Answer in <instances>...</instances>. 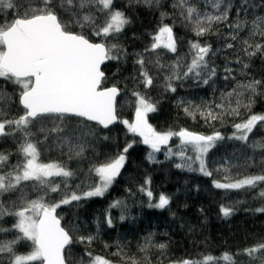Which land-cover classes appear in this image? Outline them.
Segmentation results:
<instances>
[{"label":"trees","instance_id":"trees-1","mask_svg":"<svg viewBox=\"0 0 264 264\" xmlns=\"http://www.w3.org/2000/svg\"><path fill=\"white\" fill-rule=\"evenodd\" d=\"M213 3L214 0H187L201 16L227 13V19L212 21L210 25L205 21L208 30L201 36L196 35L193 24L185 18V9L178 6V0H152L150 4L144 0H113V8L123 12L130 22L121 32L108 37L92 35L87 27L72 29L83 31L92 42L116 45L112 55L118 58L108 60L103 66L105 78L101 87L115 86L119 96L118 119L112 127L103 130L78 118L69 122L70 127L76 128L79 120L93 130V135L81 141L84 150L80 156L70 153L67 147L62 148L52 137L45 141L44 135L37 131L39 122L31 127L34 135L30 139L39 142V162L58 163L73 173L68 178H50L60 185V190L49 192L45 201L57 203L73 193L82 196L56 209L62 227L73 240L68 264H81V261L88 264L87 253L105 258L110 264H181L205 256L214 258L212 264H264V250L252 255L245 251L264 244V211H258L264 209V196H261L264 181L239 189L214 185V181L233 183L264 175V148L253 147L256 142L264 143V122L257 124L247 142L231 138L236 133L235 124L252 115H264V0H222L219 8ZM95 15L97 23L103 24L104 14ZM3 19L4 14H0V20ZM237 24L240 26L236 27ZM164 25L172 28L176 52L164 48L146 52L153 36ZM191 42L210 46L206 61L209 70L215 69V75L207 84L204 83L207 71H202L199 77L194 74L184 77L183 67L179 79H166L173 76L171 66L178 59L191 62ZM256 45L262 46L260 51ZM141 57L145 62L143 70L153 80L147 88L141 65L137 63ZM254 81L260 82L254 91L240 87ZM169 83L175 91L168 88ZM0 91L11 97L6 104L0 101L7 118L22 115L20 87L0 77ZM133 93L149 98L156 106L155 112L147 114V120L157 132L176 133L185 129L204 136L220 134L222 139L203 156L211 176L199 171L196 153L190 146L181 145L176 135L170 146L154 152L152 161L148 159L152 149L120 122L135 118ZM233 108H238V114L232 113ZM209 111L217 114V118H207ZM46 126L51 127V123ZM23 142L22 132L0 137V153L8 156L0 172L7 173L23 161L18 151ZM129 144L132 146L124 153L125 163L111 186L101 196L83 198V193L99 182L94 172L90 175V170L116 158ZM181 150H184L183 158L178 154ZM177 164L183 166L178 168ZM189 165L193 170H189ZM35 183L22 182L16 191L0 194V202L5 208L16 210L12 202L19 206L22 194L29 200L37 199L43 192L34 188ZM148 191L153 194L152 204L158 202L161 194L169 197V204L163 209L149 207ZM114 204L117 206L112 207ZM221 207L231 208L232 214L225 217ZM109 218L111 226L107 223ZM15 222V217L6 215L0 219V227L10 229ZM15 234V230L0 232V240L10 241ZM81 236L93 239L80 242ZM15 250L27 253L31 249L28 243L21 242ZM226 253L229 261L222 259ZM8 259L7 253H0V264H8Z\"/></svg>","mask_w":264,"mask_h":264},{"label":"snow or ice","instance_id":"snow-or-ice-1","mask_svg":"<svg viewBox=\"0 0 264 264\" xmlns=\"http://www.w3.org/2000/svg\"><path fill=\"white\" fill-rule=\"evenodd\" d=\"M144 2L150 4L152 0H144ZM221 2L222 0H214L213 6L219 8ZM178 6L185 9V18L193 24L197 36L203 35L208 30L204 26L205 21L210 25L212 21L227 19L226 12L221 16H201L196 8L187 4V0H178ZM97 12L104 14L103 24L97 23L95 15ZM0 14L5 16V19L0 20V77L20 87L19 105L23 109L22 115L9 119L5 108L0 107V137L15 132L24 134V142L18 149L23 161L7 173L0 172V194L14 192L22 182L29 181L36 182L34 188L43 192V195L35 200H29L22 194L19 206L16 201L12 202L16 210L5 208L0 202V219L6 215L16 218L12 228L0 227V232L15 230L16 233L14 239L10 241L0 240V253L8 254V264H33L37 261L40 264H68L71 258L69 246L73 240L69 231L61 226V219L57 217L56 209L61 204L80 200L82 196L73 193L57 203L45 201L49 192L56 193L60 190V185L55 184L50 178H68L73 173L58 163L39 162L40 153L37 147L39 142L34 143L30 139L34 135L31 127L39 122L37 131L44 135L45 141L52 137L62 148L67 147L70 153L80 156L84 150L81 141L93 135V130L82 125L79 120L76 128L70 127L69 122L73 118L94 121L104 128L117 121L115 102L119 89L115 86L101 87L105 78L101 65L106 60L118 58L112 55L116 45L107 46L103 42H92L83 31L76 32L72 29L76 26L82 30L87 27L91 28L92 35L108 37L121 32L130 21L123 12L113 8V0H0ZM8 16H11L10 20L7 19ZM261 47L256 45V50L260 51ZM159 48L176 52V41L172 28L168 25L159 28L153 36L150 49L146 48L145 51H156ZM209 52L210 46L191 42V62L184 63L178 59L176 64L171 66L173 76L166 79L171 80L173 77L179 79L180 69L183 67L186 68V71H183L184 77L190 74L199 77L202 71H207L208 78L204 79V83L207 84L215 75V69H208L206 57ZM245 52L247 53V49ZM137 63L142 68L144 86L150 87L153 80L149 73L143 70L144 59L141 57ZM259 83L254 81L240 87L254 91ZM167 86L171 91H175L170 83ZM133 95L136 97L135 119L131 122L128 120L120 122L127 127L128 132L139 135L143 144L152 149L148 159L152 161L153 153L159 151L161 145H166L171 136L176 135L180 138L181 145L190 146L196 153L195 159L200 162L199 171L205 176H211L212 173L205 167L203 156L217 140L222 139L220 134L204 136L185 129L176 133L157 132L147 120V114L155 112L156 106L140 93ZM228 95L231 96L233 93ZM10 99L11 97L6 93L0 91V101L6 104ZM237 104L239 105V101ZM185 111L188 109L186 108ZM232 113L238 114V108H233ZM206 117L216 119L217 114L209 111ZM49 122L51 127L46 126ZM260 122H264V115H252L246 121L235 124L236 133L231 138L247 142L249 134ZM7 129H11V132ZM131 146L129 144L125 147L123 153L113 160L90 170V175L94 172L99 182L92 187V190L84 192L83 197L103 195L120 173L126 159L124 153ZM253 147L264 148V143L256 142ZM178 154L183 158L184 150ZM7 160L8 156L0 153V168ZM182 166L176 165L178 168ZM189 170H193L190 165ZM262 181L264 175L246 177L233 183L214 181V185L216 188L239 189L255 186L257 182ZM64 186H67L66 182ZM141 191L144 189L142 188ZM152 195L151 191L147 192L149 207L163 209L169 204V197L163 194L159 196L158 202L152 204ZM261 196H264V192ZM116 206V204L112 205V207ZM220 211L225 217L232 214V209L229 207H221ZM123 218L122 216L121 219ZM107 223L111 226L110 218ZM92 239L91 236L79 237L80 242L85 240L91 242ZM21 242L28 243L31 250L27 253H17L15 246ZM260 250H264V244L245 251L252 255ZM87 256L88 264H110L105 258L93 257L91 253H87ZM222 259L229 261L230 257L226 253ZM213 261V257L205 256L202 260H184L181 264H212Z\"/></svg>","mask_w":264,"mask_h":264},{"label":"water","instance_id":"water-1","mask_svg":"<svg viewBox=\"0 0 264 264\" xmlns=\"http://www.w3.org/2000/svg\"><path fill=\"white\" fill-rule=\"evenodd\" d=\"M107 62H108V60H106V61L101 65V71H102L103 66H104ZM101 86H102V85H101ZM109 88H110V87H109ZM118 96H119V93H118V95H117V97H116V100H117ZM115 107H116V102H115ZM21 108H22V106H21ZM78 119H82V118H78ZM84 121H86V120H84ZM86 122L91 123V124H94V125H97V126H99L101 129L106 130V129L112 127L113 125H115L117 121L114 122L113 124L109 125L107 128H104L102 125H98V124H96V122H94V121H86ZM176 137H177V139L180 141V138H179L178 136H176ZM180 142H181V141H180ZM61 226H62V225H61Z\"/></svg>","mask_w":264,"mask_h":264},{"label":"rangeland","instance_id":"rangeland-1","mask_svg":"<svg viewBox=\"0 0 264 264\" xmlns=\"http://www.w3.org/2000/svg\"><path fill=\"white\" fill-rule=\"evenodd\" d=\"M135 119V118H134ZM175 136L173 135V136H171L170 137V139H169V141H168V143L166 144V145H161L160 146V149H162V148H164V147H168V146H170L171 145V142H172V140H173V138H174ZM148 146V145H147ZM149 147V146H148ZM206 154V153H205ZM205 154H204V156H205ZM111 186V185H110ZM109 186V187H110ZM108 187V188H109ZM101 196V195H100ZM92 197H97V196H92ZM83 198H89V197H83ZM215 264H217L216 262H215Z\"/></svg>","mask_w":264,"mask_h":264}]
</instances>
